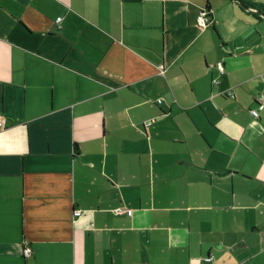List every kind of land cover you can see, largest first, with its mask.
<instances>
[{
    "label": "crops",
    "instance_id": "0c3cea01",
    "mask_svg": "<svg viewBox=\"0 0 264 264\" xmlns=\"http://www.w3.org/2000/svg\"><path fill=\"white\" fill-rule=\"evenodd\" d=\"M241 1L0 0V264H264V0Z\"/></svg>",
    "mask_w": 264,
    "mask_h": 264
},
{
    "label": "built area",
    "instance_id": "2783aa9c",
    "mask_svg": "<svg viewBox=\"0 0 264 264\" xmlns=\"http://www.w3.org/2000/svg\"><path fill=\"white\" fill-rule=\"evenodd\" d=\"M59 19H60V17L57 18V20H59ZM197 23H198L199 26H202V27L207 26L208 24H211L212 23V17H211V15L209 14V12L207 10H202L197 15ZM215 69L217 70L218 74H217V76H215L212 79V83L213 84L219 83V76L224 73V65H223V63L221 61L216 62L215 63ZM225 91H226L225 93L227 95H229V96L232 95V90L231 89H228V90H225ZM263 97H264V94H260V96L258 97L257 100H258V103L259 104L262 102ZM157 102L160 103L161 102V99L160 98L157 99ZM251 113L254 116H257L258 115V111L255 108H253L251 110ZM154 120H155L154 118H151L149 120H146V121H144V125L147 126V125L151 124L152 122H154ZM5 123H6V118L3 115H0V129H2L5 126ZM80 214H81V210L80 209H75L73 211V216H78ZM31 251H32V249H31V247L27 243V244H25L23 246L22 255L24 257L29 256L31 254ZM205 259L206 260H209L211 258L210 257H206Z\"/></svg>",
    "mask_w": 264,
    "mask_h": 264
},
{
    "label": "water",
    "instance_id": "95a60500",
    "mask_svg": "<svg viewBox=\"0 0 264 264\" xmlns=\"http://www.w3.org/2000/svg\"><path fill=\"white\" fill-rule=\"evenodd\" d=\"M244 8H248V6L241 0H237ZM257 13L262 15L261 11L257 10Z\"/></svg>",
    "mask_w": 264,
    "mask_h": 264
},
{
    "label": "trees",
    "instance_id": "16d2710c",
    "mask_svg": "<svg viewBox=\"0 0 264 264\" xmlns=\"http://www.w3.org/2000/svg\"><path fill=\"white\" fill-rule=\"evenodd\" d=\"M253 7V6H252ZM258 10V9H257Z\"/></svg>",
    "mask_w": 264,
    "mask_h": 264
}]
</instances>
